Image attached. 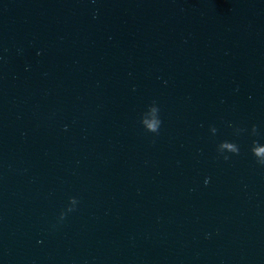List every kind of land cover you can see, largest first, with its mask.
Instances as JSON below:
<instances>
[{
	"label": "water",
	"instance_id": "obj_1",
	"mask_svg": "<svg viewBox=\"0 0 264 264\" xmlns=\"http://www.w3.org/2000/svg\"><path fill=\"white\" fill-rule=\"evenodd\" d=\"M253 140L264 0H0V264H264Z\"/></svg>",
	"mask_w": 264,
	"mask_h": 264
},
{
	"label": "clouds",
	"instance_id": "obj_2",
	"mask_svg": "<svg viewBox=\"0 0 264 264\" xmlns=\"http://www.w3.org/2000/svg\"><path fill=\"white\" fill-rule=\"evenodd\" d=\"M141 124L144 128L152 133H159L161 126V119L159 117V108L156 105L155 101L148 107V109L141 115ZM67 127V126H65ZM211 131L216 132V128L212 127ZM243 131V129H237V132ZM252 134L257 135V126L252 125ZM217 152L223 155L224 160H228L230 157L226 155V152H230L236 155H239L240 148L235 142H230L227 140L221 141L217 146ZM251 152L256 157V161L259 165L264 166V144L260 143L257 140L252 141ZM210 178L205 179V185L209 183ZM78 200L76 197H69V204L66 207V210H63L59 214V220L63 221L66 218L68 212L75 210Z\"/></svg>",
	"mask_w": 264,
	"mask_h": 264
}]
</instances>
